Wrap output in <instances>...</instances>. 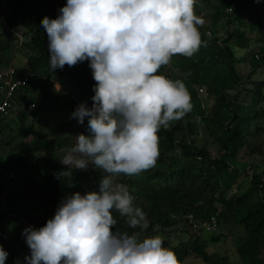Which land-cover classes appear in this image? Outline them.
Returning <instances> with one entry per match:
<instances>
[{
	"label": "trees",
	"instance_id": "16d2710c",
	"mask_svg": "<svg viewBox=\"0 0 264 264\" xmlns=\"http://www.w3.org/2000/svg\"><path fill=\"white\" fill-rule=\"evenodd\" d=\"M1 2L11 9L5 12L0 7V69L9 66V56L16 47L22 25L30 34L24 40L28 51L25 66L38 75L27 87L18 89L12 99L13 104L23 107V114L32 106L30 115L35 123L24 126L21 114V125L14 130L8 121L10 116L0 115V146L16 145L18 150L12 162L0 157V195H5L0 202V245L8 252L6 264H25L30 249L22 234L24 229L44 226L66 196L98 189L102 172L91 165L87 171L65 169L67 166L60 162L74 147V136L87 134V118L83 125L76 119L70 121L69 130L52 124L64 91L69 94L63 104H68L72 111L82 102L91 107L96 82L89 61L50 71L48 38L41 21L46 16L57 18L67 0ZM205 2L213 8L215 28H200L203 42L192 57H172V67L178 69V74L168 65L158 72L185 83L192 110L182 119L171 121L169 127L161 126L157 133L159 155L153 167L139 175L121 174L115 178L127 185L134 196V205L145 212L148 227L130 229L124 218L115 211L113 214L118 228L140 232L141 239L157 236L175 218L185 219L194 232L193 222L215 216L221 231L226 224H236L242 229L236 253L243 264H264V170L252 174L246 191L226 197L246 168L236 164L238 154L249 144L252 134L262 129L259 121L264 120V108L259 107L264 101V80L251 81L254 86L249 90L235 66L248 62L252 73L264 68V38L257 40L259 45L253 48L251 35L264 30V0H196L195 11ZM218 26L223 27V36L219 35ZM234 46L248 50L247 57L237 58ZM258 52L260 59L255 56ZM22 73L18 70V74ZM38 79L46 80L45 86H39ZM56 82L62 85L59 91L54 86ZM196 84L205 85L218 96L212 110L208 111L199 98ZM32 88L40 89L41 99L30 94ZM201 121L219 145L215 153L207 143H198ZM252 122L257 124L255 131L251 129ZM64 169L69 174L58 179V173ZM10 175L12 179L5 184ZM213 239L218 241L220 236ZM166 243L163 240V246ZM172 250L179 264H184L191 254L209 264H231L224 257L213 259L199 237L181 242Z\"/></svg>",
	"mask_w": 264,
	"mask_h": 264
},
{
	"label": "clouds",
	"instance_id": "9594fccd",
	"mask_svg": "<svg viewBox=\"0 0 264 264\" xmlns=\"http://www.w3.org/2000/svg\"><path fill=\"white\" fill-rule=\"evenodd\" d=\"M196 0H67L55 19L44 17L49 68L89 61L92 106L71 114L87 134L60 162L65 169L102 172L98 189L66 196L54 217L23 235L30 249L25 264H179L160 236L117 227L114 211L130 229L145 230V212L134 205L121 174L139 175L157 161L158 131L192 110L184 82L158 74L174 55L192 57L201 47ZM210 35V34H209ZM23 72L29 69H21ZM60 89L57 88V91ZM62 170L57 178L69 174ZM8 252L0 245V264Z\"/></svg>",
	"mask_w": 264,
	"mask_h": 264
},
{
	"label": "rangeland",
	"instance_id": "374dc122",
	"mask_svg": "<svg viewBox=\"0 0 264 264\" xmlns=\"http://www.w3.org/2000/svg\"><path fill=\"white\" fill-rule=\"evenodd\" d=\"M208 2H205L202 4L197 10L196 14L204 18L205 24L200 28H205V26L209 28H215L213 25V18H212V12L213 8L208 7ZM0 7L4 9L5 12H10L11 6L8 5L5 2L0 3ZM219 29V35L224 34V29L222 26H218ZM19 39L16 42V47L12 50L9 58H10V65H15L18 68L21 69H27L25 66V60L28 55V51L24 45V40L29 38L30 34L28 30L20 26V29L18 31ZM253 37V48L255 46L259 45L257 40H260L261 38H264V30H257L254 33L251 34ZM263 42V41H262ZM261 43V41L259 42ZM234 49L236 50V57L237 58H243L244 56L247 57L248 50H238L234 46ZM178 55H174L173 58H177ZM174 59V60H175ZM169 67H172V59ZM236 70L239 72V74H242L244 76L245 82V88L251 90L253 88V84L250 83L251 81H263L264 80V68L255 71V73H252V68L250 67V64L248 62H241L237 63ZM2 69V68H1ZM173 71L175 68L172 69ZM178 69L174 71V73L178 74ZM250 75V78L247 75ZM249 82V83H248ZM47 83L46 80H37V84L39 86H45ZM56 90L59 88L62 89V85L58 82L54 84ZM195 88L197 89V94L199 98L204 103L206 109L208 111L212 110L213 107L217 103L218 96L209 91L208 88L205 85L196 84ZM30 94L34 95L38 99H41L40 95V89L38 88H32L30 91ZM63 98L60 101V106L58 108L57 113L55 114L57 118L52 121L53 125H61L64 127V129L69 130L72 126L70 121L74 120L71 118V114L73 111L71 110L70 106L67 104H63L65 100H68V94L66 91L63 93ZM243 95L245 93L243 92ZM251 96L249 99V103H251ZM261 108H264V101L261 102L260 106ZM23 110V107H21L16 102L13 104L12 111L10 113V117L8 118V121L10 122V125L12 129L17 130L19 126L21 125V114ZM24 126H28L32 123H35L32 119V116L29 114H26L24 112L23 117ZM259 123L262 125L261 130H257L255 134H252V136L249 139V144L243 148L240 153L238 154L236 164L244 168L246 167L242 173L241 177L238 180V183L235 184L227 193L226 197H229L232 194H238L240 192H244L248 189L250 185V178L254 172H262L264 170V120L260 119ZM201 134L198 138V143L208 144L210 148L212 149L213 153L218 151V144L214 140V138L209 134V131L207 130L206 125L201 121ZM48 127V126H47ZM257 128V124L254 122L251 123V129L252 131H255ZM76 134L74 136V144L76 142ZM255 148V151L252 153V149ZM261 148V149H259ZM18 150L16 145H6L3 144L0 146V157H5L9 162H12L14 160L15 155L17 154ZM251 152V153H250ZM65 156V155H64ZM63 156V157H64ZM244 166V167H243ZM249 166V167H247ZM252 166V167H251ZM13 175H10L6 178L4 181L5 184L12 179ZM115 182L119 183L117 179H115ZM240 185L238 186V184ZM4 194L0 195V202L3 201ZM221 205H219L220 207ZM242 229L238 228L236 224H226L222 227V231L220 228L216 233H205L202 231H199L201 233H194L190 229L187 221L185 219H179L175 218L173 219V224L169 226L163 227V229L160 230V233L157 235L160 236L163 240H165L167 243L164 247L173 249L175 246H177L181 242H187L189 239H195V237H199L201 241H203L207 247V250L209 253H211L213 259H220V258H226L227 262H230L231 264H243V261L237 256L236 253V246H237V239L238 234L241 233ZM222 232V233H221ZM219 235L220 239L216 241L213 239L215 236ZM184 264H209L208 262L204 261L201 257H197L195 254L189 255L184 260Z\"/></svg>",
	"mask_w": 264,
	"mask_h": 264
},
{
	"label": "built area",
	"instance_id": "2783aa9c",
	"mask_svg": "<svg viewBox=\"0 0 264 264\" xmlns=\"http://www.w3.org/2000/svg\"><path fill=\"white\" fill-rule=\"evenodd\" d=\"M256 58L260 59V53H256ZM20 69L15 65L0 69V115H8L13 108L12 99L16 91L20 88L27 87L31 82L36 80L38 76L35 72L26 70L22 74H18ZM34 106V105H33ZM32 107V106H31ZM31 107L28 108L27 114L30 113ZM192 229L194 232L210 233L218 229V221L215 216L200 222H193Z\"/></svg>",
	"mask_w": 264,
	"mask_h": 264
},
{
	"label": "crops",
	"instance_id": "0c3cea01",
	"mask_svg": "<svg viewBox=\"0 0 264 264\" xmlns=\"http://www.w3.org/2000/svg\"><path fill=\"white\" fill-rule=\"evenodd\" d=\"M25 62H26V60H25Z\"/></svg>",
	"mask_w": 264,
	"mask_h": 264
}]
</instances>
